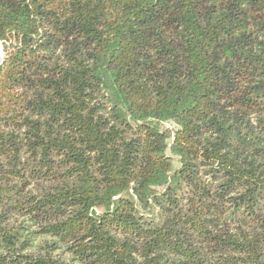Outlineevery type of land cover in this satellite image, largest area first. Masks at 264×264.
I'll list each match as a JSON object with an SVG mask.
<instances>
[{
	"label": "trees",
	"instance_id": "obj_1",
	"mask_svg": "<svg viewBox=\"0 0 264 264\" xmlns=\"http://www.w3.org/2000/svg\"><path fill=\"white\" fill-rule=\"evenodd\" d=\"M0 54V264H264V0H0Z\"/></svg>",
	"mask_w": 264,
	"mask_h": 264
},
{
	"label": "rangeland",
	"instance_id": "obj_2",
	"mask_svg": "<svg viewBox=\"0 0 264 264\" xmlns=\"http://www.w3.org/2000/svg\"><path fill=\"white\" fill-rule=\"evenodd\" d=\"M2 55L0 54V57ZM161 130L165 131V130H171L173 128V125L170 123H163L160 125ZM167 155L171 158L172 161V169H177L179 164H178V158L174 155H172L169 150H167Z\"/></svg>",
	"mask_w": 264,
	"mask_h": 264
},
{
	"label": "water",
	"instance_id": "obj_3",
	"mask_svg": "<svg viewBox=\"0 0 264 264\" xmlns=\"http://www.w3.org/2000/svg\"><path fill=\"white\" fill-rule=\"evenodd\" d=\"M1 64V63H0Z\"/></svg>",
	"mask_w": 264,
	"mask_h": 264
}]
</instances>
